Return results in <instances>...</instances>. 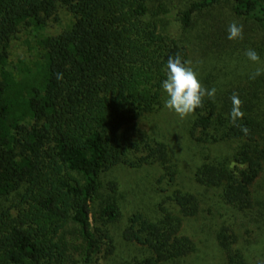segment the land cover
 <instances>
[{
    "label": "trees",
    "instance_id": "trees-1",
    "mask_svg": "<svg viewBox=\"0 0 264 264\" xmlns=\"http://www.w3.org/2000/svg\"><path fill=\"white\" fill-rule=\"evenodd\" d=\"M59 8L72 15L70 25L39 40L42 52L31 65L7 68L6 49L20 28L45 26ZM233 21L243 25L242 40L227 38ZM248 48L264 55V0H0V264H95L112 238L93 223L115 222L124 199L108 173L156 163L173 178L164 142L145 133L140 145L126 133L161 108L166 62L176 53L237 60L234 81L243 85L221 92L206 77L202 84L217 89L215 100L196 110L190 133L198 142L237 143L231 158L201 163L194 179L219 188L223 202L249 207L264 175V75L252 80L255 68L240 65L249 61ZM234 92L247 136L230 122ZM171 198L177 212L160 206L154 220L133 213L122 231L148 251L142 264L194 250L180 230L197 201L178 189ZM216 238L227 264H246L229 227Z\"/></svg>",
    "mask_w": 264,
    "mask_h": 264
},
{
    "label": "rangeland",
    "instance_id": "rangeland-1",
    "mask_svg": "<svg viewBox=\"0 0 264 264\" xmlns=\"http://www.w3.org/2000/svg\"><path fill=\"white\" fill-rule=\"evenodd\" d=\"M56 17L57 19L47 20L41 28H20L6 49L7 68L15 71V66L20 61L31 65L42 52L39 40L59 33L72 21V15L64 8H59ZM227 56L207 59L199 51H193L189 53L188 60L192 62L191 66L201 83L206 77H214L212 85L224 92L243 85L234 81L235 77L238 80L233 73V65L237 60L234 56ZM259 56L258 63L241 58L240 65L247 68L252 65L255 70L259 67L264 69V55L259 53ZM248 63L249 65H244ZM262 89L264 90V84ZM166 99L167 94L163 91L161 108L128 125L126 134L132 140L140 141V145L143 142L141 138H146L145 133L153 140L164 142L170 163L174 166L173 178L170 179L167 172L156 163L139 169L121 166L108 173V178L118 181L124 199L121 216L115 222L104 226L100 218L93 220L94 226L106 228L112 238L111 244L107 243L112 251L109 252V247L105 244L101 246L95 264H142L149 256L148 251L139 244L124 240L122 231L130 224L129 217L133 213L140 212L154 220L160 216V206L177 212L178 207L171 198L176 189L191 193L197 201V212L183 218L180 230V233L193 241L194 250L159 264H227L226 254L216 238L223 226L229 227L234 233L236 239L231 246L241 252L246 264H264V175L259 176L253 184L252 203L245 209L223 202L219 196V188L196 182L194 173L201 163L231 158L237 143L198 142L190 133L194 115L181 120L164 107ZM258 101L264 102V94L262 100Z\"/></svg>",
    "mask_w": 264,
    "mask_h": 264
},
{
    "label": "clouds",
    "instance_id": "clouds-1",
    "mask_svg": "<svg viewBox=\"0 0 264 264\" xmlns=\"http://www.w3.org/2000/svg\"><path fill=\"white\" fill-rule=\"evenodd\" d=\"M227 38L231 41L242 40L243 25L235 21L231 22L227 28ZM244 54L251 62H260V56L255 49L248 48ZM191 64L190 60L183 59L179 53L169 56L166 62V78L161 82V88L167 94L164 107L181 120L195 115L197 109H202L206 98L214 101L217 92L215 87L209 89L200 82L198 74ZM55 75L57 80L63 79V73ZM261 75H264V69L258 68L250 74L249 78L255 80ZM230 99L232 102V108L228 114L230 122L233 126L239 127L240 131L247 136L249 129L237 123L244 117V112L241 110L243 101L235 92Z\"/></svg>",
    "mask_w": 264,
    "mask_h": 264
}]
</instances>
